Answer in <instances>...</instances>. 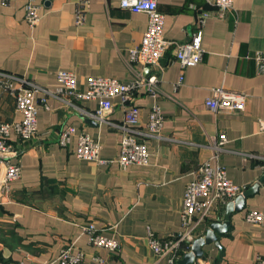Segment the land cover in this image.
<instances>
[{"label": "crops", "instance_id": "0c3cea01", "mask_svg": "<svg viewBox=\"0 0 264 264\" xmlns=\"http://www.w3.org/2000/svg\"><path fill=\"white\" fill-rule=\"evenodd\" d=\"M120 1L0 0V122L21 119L3 74L35 87L38 106L37 134L21 144L16 158L20 178L0 204V264H57L70 245L72 252L82 253L81 264H170L154 253L149 237L163 241L182 231L185 186L212 156L210 144L220 133L228 141L217 162L250 193L242 209L233 211L228 230L203 246L204 255L194 264H252L264 257V225L244 219L248 210H264V63L255 58L264 54V0H233L224 18L202 22L199 14L214 10L211 0H157L170 45L155 72L157 95L139 89L127 103L140 108V124L131 132L149 157L146 164L126 169L116 161L120 140L130 129L123 123L126 104L114 98L112 112L101 120L93 116L97 100L56 93L61 70L76 75L81 92L91 77L128 81L135 72H149L129 55L141 44L148 17L123 9ZM29 3L41 17L32 27L25 19ZM197 33L201 60L183 68L175 60V46ZM218 87L246 94L245 110L206 107L205 99ZM154 104L164 116L159 135L145 129ZM68 125L76 134L61 146L59 136ZM79 133L101 143L102 162L77 158ZM228 204L216 206V215L197 226L194 239L205 236L209 223L224 222ZM91 222L117 242L115 250L88 242L82 226Z\"/></svg>", "mask_w": 264, "mask_h": 264}, {"label": "built area", "instance_id": "2783aa9c", "mask_svg": "<svg viewBox=\"0 0 264 264\" xmlns=\"http://www.w3.org/2000/svg\"><path fill=\"white\" fill-rule=\"evenodd\" d=\"M212 11L199 14V21L213 16L224 18L233 8V0H211ZM120 6L132 12H143L148 17L147 28L143 33L141 44L130 49V61L147 67L148 73L135 72L128 81L107 76H95L88 79L87 89L78 90L76 75L68 70L57 74L60 84L56 93L61 96H72L75 100H97L98 106L93 116L104 119L113 110V99L120 98L126 104L123 110V123L128 129L121 140L116 161L121 168L131 165H144L148 161L149 152L144 143L131 132L140 124V108L127 104L133 93L145 89L150 95L156 96L159 89V78L155 73L161 70L160 61L170 43L164 38V16L158 10L157 0H121ZM38 7L33 3L26 5L25 19L29 26H35L40 21ZM83 11L78 13V23H82ZM175 60L181 67L195 66L201 60L200 33L192 40L178 43L174 51ZM259 63H264V54L256 55ZM4 87L15 98V110L21 119L16 122H0V204L3 197L11 190L12 182L21 175V163L18 154L21 144L32 140L37 134V112L35 87L26 81L15 82L13 76L3 74ZM247 95L241 92L229 91L222 87L214 88L212 95L205 99L204 104L214 112L238 113L246 108ZM45 105V99H41ZM164 122V116L158 105L154 104L148 113L145 129L149 134L159 135ZM76 134L73 125L66 126L60 133L58 143L66 146ZM228 141L225 133L210 144L212 156L202 161L196 170L195 177L190 180L183 193L181 221L182 231L176 236L159 241L149 237V244L155 254L168 258L174 264L182 250L190 251L195 232L199 224L208 222L217 213L218 204H227L243 193V188L233 183L226 174L224 166L217 162L218 153ZM101 143L89 134H77L75 155L79 159L102 162L100 159ZM244 219L248 222L264 225V210H248ZM88 236V242L94 246L115 250L117 242L104 237L93 222L82 226ZM198 234V233H197ZM82 253L72 252V245L61 250L57 264H81ZM252 264H264V257H257Z\"/></svg>", "mask_w": 264, "mask_h": 264}, {"label": "water", "instance_id": "95a60500", "mask_svg": "<svg viewBox=\"0 0 264 264\" xmlns=\"http://www.w3.org/2000/svg\"><path fill=\"white\" fill-rule=\"evenodd\" d=\"M249 193L250 191L243 192L237 196L233 202H229L227 212L224 216V222L222 224L209 223L205 236L193 240L190 251L185 253L183 258L177 261V264H194L195 259L202 258L204 255L203 246L217 242V234L225 233L228 230V225L233 211H240L242 209L244 201Z\"/></svg>", "mask_w": 264, "mask_h": 264}, {"label": "trees", "instance_id": "16d2710c", "mask_svg": "<svg viewBox=\"0 0 264 264\" xmlns=\"http://www.w3.org/2000/svg\"><path fill=\"white\" fill-rule=\"evenodd\" d=\"M183 254V250L179 253V255L181 256Z\"/></svg>", "mask_w": 264, "mask_h": 264}]
</instances>
